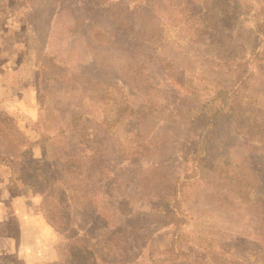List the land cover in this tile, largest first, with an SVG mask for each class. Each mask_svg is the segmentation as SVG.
<instances>
[{
    "label": "rangeland",
    "instance_id": "374dc122",
    "mask_svg": "<svg viewBox=\"0 0 264 264\" xmlns=\"http://www.w3.org/2000/svg\"><path fill=\"white\" fill-rule=\"evenodd\" d=\"M69 1L0 0V264H69L73 240L97 264L98 234L118 229L134 264H264V143L242 133L264 128V0H106V17ZM216 106L233 120L203 133L195 120ZM125 140L152 155L125 158ZM205 154L239 162L240 183L199 168ZM150 166L163 183L147 187ZM166 204L186 220L177 233Z\"/></svg>",
    "mask_w": 264,
    "mask_h": 264
},
{
    "label": "trees",
    "instance_id": "16d2710c",
    "mask_svg": "<svg viewBox=\"0 0 264 264\" xmlns=\"http://www.w3.org/2000/svg\"><path fill=\"white\" fill-rule=\"evenodd\" d=\"M106 0H88V2L90 4H92L91 7V12L95 13V14H99V15H103L106 17L108 15H110V9H114L116 8L117 11H120V3H123L124 0H121V2L119 0H116L115 4H111V6L109 7L110 9H107L104 7V2ZM70 3V9H74L77 10L79 6V4L77 5L75 3V0L73 1H69ZM138 5L135 6V10L138 11L140 9H138ZM230 8L223 6L221 8V12L223 13L220 17V21L222 20H227L228 19V10ZM126 11L128 12L129 10L126 9ZM129 17H131L132 19V11H129L128 13V19H130ZM130 19V21H131ZM227 24H222L223 26L228 27L229 25V21H226ZM121 26V25H120ZM124 32L126 33H134V29L133 26L131 24H127L126 28L124 29ZM172 80L175 84L178 85H185V79H178V76H176L175 73L172 72ZM183 80V81H182ZM243 84H245V80L242 81ZM247 84V83H246ZM242 88V87H241ZM232 93L229 92L228 90H218L215 92L214 96L211 98L213 103H216V101L220 100V104L222 103L223 105H226L228 103V100L231 98ZM175 97V96H174ZM177 99H179L177 97ZM182 100V99H181ZM153 109V106H151ZM217 107V106H216ZM155 106H154V110H155ZM181 107H177L175 108V110H181ZM122 110V109H121ZM139 110H141L140 106L136 108V110H133V108H131V110L126 111V110H122L123 113L126 111L125 114L129 115V116H136L137 114H139ZM224 110H222L220 107L216 108L215 110H211L210 114H201L199 117L196 118L195 121H200V122H206L205 124V130L203 129L202 132L205 133L206 129L208 130V126H211L213 124L216 125L217 121H224L225 119L227 120V118L229 120H233L231 117V115L228 114V112L222 113ZM170 113V112H169ZM122 115V116H125ZM132 118V117H131ZM129 120V123H134L133 122V118ZM195 118V116H194ZM191 119V118H189ZM165 122L168 123H175L177 121H175V118L173 116V113H170L169 116H167V119H164ZM189 121V120H188ZM242 123L241 120H237V123ZM210 124V125H209ZM242 126V128L244 126H247L248 124H240ZM134 125H131L127 128V132H130L133 129ZM188 130H190V128H188ZM139 133L138 130L137 132L131 137L132 140H135V138L139 137ZM243 135H247L246 137L252 138L254 140H256V144H259V146H261L264 143V128L263 127H258L256 130H254L253 128H249L247 127L246 130L244 132H242ZM247 133V134H246ZM137 141V140H136ZM126 140L123 141L122 143H120V145L118 146V151L120 152V154L122 156H124L125 158H129V152L128 150H133L136 151L139 156L142 155H152V150L150 149L149 146L145 145V144H141L139 146L138 143H135L136 146H130L129 148H127L126 146ZM249 148H251V144L248 143ZM10 145H13V143H10ZM17 146V145H16ZM18 147V146H17ZM139 148L141 149V151L139 150ZM10 151L11 148L9 147ZM15 150H13V158L16 160L20 159L18 157H20V155H18L15 151H17L18 148H14ZM253 149H255V147H253ZM143 150V151H142ZM264 152V151H263ZM208 153V152H207ZM186 156V154L184 155ZM195 159V158H194ZM245 157H242V161L240 160V165H242V162H244ZM26 161V168H27V174L25 175V177L31 178L33 179V184L36 182H38V179H36V174H34L32 171L34 170V167L36 166L35 163L36 161H33L32 159L28 158ZM24 161V162H25ZM35 162V163H34ZM199 168L202 169V167L207 166L209 169H211L212 171L218 173L222 178H224L225 180L229 179V180H234L236 178L237 183L239 184V178H237L236 176H228V172L232 171V167H234L235 163L236 165H239V162H231L228 160H225V162L220 165H218L217 163H214L213 161L210 160L208 154L203 155L202 157H199V159L194 162ZM263 164H264V160H263ZM153 172L152 174L148 177L145 178V184L147 185V187H151L155 185H159V183H163V181L165 180V176H163V173H161L160 169L159 171L155 168H153V166L149 167ZM231 168V170H230ZM263 168V169H262ZM261 168V186H262V190H261V195L258 198V203H259V207H260V217H261V225L264 228V167ZM177 195H178V188H174V191L172 194H169V196L173 197L175 202H177ZM169 204H166L165 207V211H166V216L168 217V219H170L169 223L170 225H172L174 227V231L177 233L178 231H180V228L186 223V220L184 217L182 216H178L173 210H171L169 208ZM54 224V223H53ZM54 226H56L58 228V230L60 231V227H59V223L54 224ZM72 229V228H71ZM62 230V229H61ZM118 229L112 233H107V232H103L98 234V236L100 237L99 239H101L103 245L99 247V249L101 250L102 254L104 255V259L101 261H97V264H134L135 259H133V250L132 248L129 246L128 249H126L125 243L124 245L122 244V241L117 239L116 234L119 233ZM64 231V230H62ZM71 231V230H70ZM264 233V230H263ZM74 241V246L71 250V262L69 264H92V260H94L93 258H95L94 253L95 252H88V250L86 248H84L79 242L78 240H73ZM263 246H264V242H263ZM89 249V248H88ZM126 253H129V259L126 257ZM125 255V256H124ZM111 257V258H110ZM135 258V257H134Z\"/></svg>",
    "mask_w": 264,
    "mask_h": 264
}]
</instances>
